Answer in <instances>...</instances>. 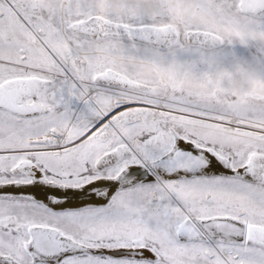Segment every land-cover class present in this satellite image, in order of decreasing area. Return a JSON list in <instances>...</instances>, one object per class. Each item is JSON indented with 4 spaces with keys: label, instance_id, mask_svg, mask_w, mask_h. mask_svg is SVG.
<instances>
[{
    "label": "snow or ice",
    "instance_id": "6c2138e0",
    "mask_svg": "<svg viewBox=\"0 0 264 264\" xmlns=\"http://www.w3.org/2000/svg\"><path fill=\"white\" fill-rule=\"evenodd\" d=\"M0 264H264V0H0Z\"/></svg>",
    "mask_w": 264,
    "mask_h": 264
}]
</instances>
